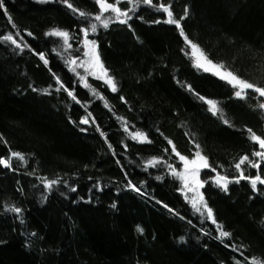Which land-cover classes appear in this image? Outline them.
Wrapping results in <instances>:
<instances>
[{"label": "trees", "instance_id": "16d2710c", "mask_svg": "<svg viewBox=\"0 0 264 264\" xmlns=\"http://www.w3.org/2000/svg\"><path fill=\"white\" fill-rule=\"evenodd\" d=\"M71 2L87 11L98 10L94 0ZM4 3L21 35L37 51L48 52L53 70L76 89L80 100L92 101L88 111L108 133L117 156L112 155L94 125L81 124L85 111L70 102L66 93L53 90L52 95H42L29 88V84L42 88L54 83L37 56L28 49L19 52L10 43L0 42V156L8 157L10 150L20 151L28 160L23 164L13 158L12 169L0 165V264H235L233 257L244 260L255 255L264 259V186L260 192H253L250 184L242 180L231 184L229 192L224 193L211 184L205 185L202 191L209 206L225 230L232 233L218 240L216 226L200 219L176 190L180 187L178 180L170 175L156 180V175L165 172L163 167L144 171L141 166L144 158L170 148L156 132L157 127L185 155H191L194 149L185 135L188 132L217 168V162L227 166L239 155L251 154L258 145L247 138L244 126L264 135V112L250 107L255 98L236 99L225 81L193 67L192 59L180 51L185 45L175 26L148 23L161 14L142 5L129 21L132 29L117 22L90 35L98 41L101 59L118 79L120 91L112 93L94 77L88 78L89 83L103 92L116 116H124L149 131L153 143L131 141L102 100L82 85L72 83L77 79L75 75L50 51L57 38L43 35L51 26L76 33L79 15L59 0ZM185 5L190 8L189 17L182 22L185 30L210 58L225 61L244 78L264 82V0H173L177 17L183 14ZM25 28L33 31L35 38L28 37L23 32ZM9 31L15 34L17 29L0 9V35ZM74 54L82 55L75 45ZM177 80L222 101L221 107L235 127L223 124L208 112L207 105ZM120 95L126 97L127 104ZM81 128L88 131L82 132ZM121 139L129 144L128 149H124ZM84 164L89 167L85 169ZM244 167L246 174H255V169ZM33 169L36 175H28ZM218 170L238 174L234 167ZM77 171L78 176L72 175ZM125 171L142 188L141 193L122 186ZM203 171L214 175L211 169ZM41 175L50 179L60 176L69 184L75 183L77 190L71 192L67 185H57L42 203L43 188L37 179ZM141 180L146 183L139 185ZM97 181L103 190L95 187ZM113 201L117 203L115 209L110 207ZM158 201L169 204L186 219L173 215ZM3 203L22 207L23 223L15 213L5 212ZM137 224L145 229L143 234L136 232ZM201 226L208 234L199 231ZM33 231L36 237L30 235ZM181 235L184 241L178 239ZM26 241L30 244L26 245ZM229 245L245 247L238 252Z\"/></svg>", "mask_w": 264, "mask_h": 264}, {"label": "snow or ice", "instance_id": "6c2138e0", "mask_svg": "<svg viewBox=\"0 0 264 264\" xmlns=\"http://www.w3.org/2000/svg\"><path fill=\"white\" fill-rule=\"evenodd\" d=\"M59 3L66 5L73 13L78 14L81 19L76 33L60 26H51L44 31L43 35L45 37L57 38L53 40V46L50 51L56 53L57 56L63 60V64L68 71L75 75L77 79L72 81V83L82 85L84 88L89 89L94 97L104 102V107L114 116H116V113L113 111V106L104 96L103 92L89 83L88 78L94 77L96 80L101 81L112 93H119L120 83L113 74V71L107 67L105 62L101 59L98 41L90 38V35L96 34L101 28L105 30L109 29L111 25L117 22L122 25H127L129 29H132V24L129 23V21L133 19L134 15L138 14V10L142 5L161 14L160 16H157V19L147 21L148 23H166L175 26L185 45L180 51L192 59L193 67L198 70H203L204 72L212 73L216 77L225 81L232 87L234 98L245 101L255 98L256 102L250 104V107L264 112V82L242 77L230 68L223 60L214 61L197 40L190 38L185 30L184 24L182 23L190 15V8L188 5L184 6L183 14L177 17L173 10V0H167V2H165V0H94L95 5L98 6L97 11L84 10L75 6L71 0H59ZM124 4L127 6H122ZM0 9L4 10V14L8 17V22L12 24V27L17 29L15 34L9 31L4 35H0V42L4 44L10 43V45L14 46V49L19 52H24L25 49L30 50L48 69L51 78L54 80V83H50L46 87L37 88L34 85L29 84V88L42 95H52L53 90L56 93H66L67 97L70 98V102L79 104L85 111V115L80 117V122L84 125H94L95 131H97L100 137L104 139V142L107 144V148L111 151L112 155L117 156L113 144L109 141L108 133L102 129L101 124L97 122V119L93 116L92 112L88 111V105L91 104L92 101L80 100L76 89L69 87V84L65 81L63 76L53 70L48 52L37 51L32 47L28 40L21 35L18 26L7 11L4 0H0ZM139 19L144 20V17L139 16ZM23 32L26 33L28 37L35 38V33L30 29L25 28L23 29ZM133 33L135 34L134 29ZM136 39L139 41L140 37L137 35ZM74 45L75 49L79 50L82 55L74 54ZM261 64L264 66V59L261 60ZM80 69L83 71L81 72ZM149 75H151V73H149ZM176 82L182 87H186L196 99L206 104V110L213 116L218 117L223 124L235 127L233 122L226 117L225 110L221 107L222 101L202 95L190 83L182 82L180 80H177ZM120 100L125 104L128 103L124 95H120ZM69 119L71 120V117H69ZM116 119L119 122L120 127L123 129L124 136L131 141L141 144L153 143L149 131L137 127L132 121L126 119L124 116H116ZM72 123L75 124L76 121L73 120ZM244 128L248 134L247 138L253 143V145H258V147H253L251 154L244 153L239 155L238 159H234L232 163L227 166L223 163L217 162L219 169L234 167L238 173L235 175H230L226 171H219L217 166H213V164L210 163L209 156L204 153L203 146L195 139H192L188 132H185V135L189 136L191 143L194 145L191 155H185L179 151L174 141L165 135L159 127L156 128V132L163 137L170 148L164 147L161 154L151 155L144 158L141 162L144 171H147L149 168L160 169L163 167L165 169L164 173L156 175V180H163L165 175H170L179 181L180 187L176 190L183 194L184 200L190 204L195 213L199 214L200 219L211 221V223L216 226V230L219 233L216 237L218 240L230 237L232 233L225 230L223 223L217 220L214 209L209 206V202L202 191V189L205 188V185L211 184L224 193L229 192V186L231 184L240 183L242 180L247 181L250 184V188L253 192H260L261 186H264V171H262V166H264V135L257 134L253 128L248 127L247 125H245ZM80 130L82 132H87L88 128H81ZM5 143L7 142L5 141ZM120 143L123 145L124 149L129 148V144L126 143L124 139H121ZM13 158H18L23 164L28 163L25 153L10 150V155L8 157L0 156V165L12 169L13 165L11 161ZM116 163L120 165L121 161L117 159ZM245 165L249 168L255 169V174H246ZM92 166L94 167L95 165ZM83 167L87 169L89 165L84 164ZM121 167L123 168V165H121ZM207 169H211V172L214 173V175H208L207 172L203 171ZM27 174L36 175V170L33 169ZM72 175L78 176L79 172H73ZM124 176L125 181H121L124 188L131 189L138 194L142 192V188L131 179L130 173L125 171ZM202 176H206V179L202 178ZM37 179L43 188V191L41 192L42 203L47 201L49 194L56 189L57 185H67L71 192L77 190V185L75 183L69 184L67 179L62 180L60 176H56L55 179H50L47 175H41L37 176ZM89 179L91 180L92 177H89ZM145 183L144 180L139 181V185H144ZM95 187L101 188L99 181H97ZM101 190L103 189L101 188ZM19 191L23 194V188H20ZM89 191H91V189ZM116 191L119 192L120 187H117ZM61 194L63 195L64 193ZM144 195H147V193H144ZM80 199L83 200L84 197H80ZM89 199L91 198L89 197ZM152 199L156 198L153 196ZM158 203L173 215L178 216L181 219H186V217L181 216L179 211L170 207V205L164 201H158ZM110 207L115 209L117 203L113 201ZM3 209L5 212L15 213V218L23 223L22 214L24 209L22 207L17 206L15 203H3ZM261 219L264 221V217ZM188 223L191 224L192 222L189 220ZM144 231L145 229L141 225H136L137 233L143 234ZM199 231L208 234L206 228L203 226L200 227ZM30 235L36 237L38 234L33 231ZM178 239L184 241L186 238L181 235ZM197 239H199V237H197ZM27 244H30V242L26 241V245ZM205 247H207V245H205ZM229 247H233L239 252L240 248L245 246L240 245L239 248H236L235 245H229ZM240 254L241 256L244 255L243 252ZM233 260L235 261V264H245L248 260H251L252 264H264V259L258 258L255 255L245 257L244 260H239L233 257ZM221 264H224V261H221Z\"/></svg>", "mask_w": 264, "mask_h": 264}, {"label": "rangeland", "instance_id": "374dc122", "mask_svg": "<svg viewBox=\"0 0 264 264\" xmlns=\"http://www.w3.org/2000/svg\"><path fill=\"white\" fill-rule=\"evenodd\" d=\"M80 70H82V69H80ZM83 71V70H82ZM16 159H18V158H16ZM21 162V161H20ZM22 163V162H21Z\"/></svg>", "mask_w": 264, "mask_h": 264}, {"label": "water", "instance_id": "95a60500", "mask_svg": "<svg viewBox=\"0 0 264 264\" xmlns=\"http://www.w3.org/2000/svg\"><path fill=\"white\" fill-rule=\"evenodd\" d=\"M82 124V123H81Z\"/></svg>", "mask_w": 264, "mask_h": 264}]
</instances>
